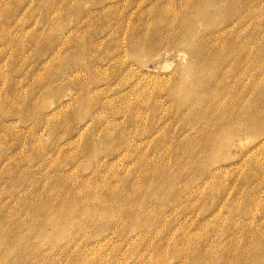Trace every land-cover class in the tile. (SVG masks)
Masks as SVG:
<instances>
[{"label": "rangeland", "instance_id": "374dc122", "mask_svg": "<svg viewBox=\"0 0 264 264\" xmlns=\"http://www.w3.org/2000/svg\"><path fill=\"white\" fill-rule=\"evenodd\" d=\"M263 113L264 0H0V264H264Z\"/></svg>", "mask_w": 264, "mask_h": 264}, {"label": "bare ground", "instance_id": "6f19581e", "mask_svg": "<svg viewBox=\"0 0 264 264\" xmlns=\"http://www.w3.org/2000/svg\"><path fill=\"white\" fill-rule=\"evenodd\" d=\"M190 1H191V0H190ZM186 2H187V1H186ZM160 6H161V5H160ZM162 9H164V8H162ZM160 10H161V9H160ZM181 23H182V22H181ZM183 24H184V23H183ZM185 24H186V23H185ZM181 28H182V27H181ZM118 29H119V28H118ZM121 29H122V28H121ZM132 32H133V31H132ZM146 36H147V35H146ZM225 36H226V35H225ZM185 37H186V36H184V38H185ZM217 37H218V36H217ZM217 37H216V38H217ZM226 37H227V36H226ZM186 38H187V37H186ZM181 39H182V38H181ZM227 39H228V38H227ZM182 40H183V39H182ZM233 40H234V39H233ZM169 41H170V40H169ZM183 41H184V40H183ZM194 41H195V40H194ZM166 42H167V41H166ZM189 42H190V41H189ZM225 42H226V41H225ZM228 44H229V42H228ZM211 45H212V44H211ZM165 47H166V46H165ZM185 47H186V46H185ZM229 47H230V46H229ZM234 48H235V47H234ZM164 49H165V48H164ZM195 49H196V48H195ZM207 49H208V48H207ZM226 49H227V48H226ZM196 51H197V50H196ZM204 51H205V50H204ZM193 52H194V51H193ZM185 53H186V52H185ZM189 53H190V52H189ZM195 53H196V52H195ZM203 53H205V52H203ZM201 54H202V53H201ZM199 55H200V54H199ZM201 56H202V55H201ZM201 56H200V57H201ZM204 56H205V55H204ZM204 56H203V57H204ZM206 56H208V55L206 54ZM220 58H221V57H220ZM223 58H224V57H223ZM206 59H207V58H206ZM201 60H202V59H201ZM204 60H205V59H204ZM204 60H203V61H204ZM205 61H206V60H205ZM201 62H202V61H201ZM209 62H210V61H209ZM202 63H203V62H202ZM209 64H210V63H209ZM211 64H212V62H211ZM211 64H210V65H211ZM204 65H205V63H204ZM219 95H220V94H219ZM218 97H219V96H218ZM221 98H222V97H221ZM210 99H211V98H210ZM213 99H214V98H213ZM221 100H223V99H221ZM229 101H230V100H229ZM248 102H249V101H248ZM251 102H252V101H251ZM227 103H228V102H227ZM233 103H234V102H233ZM247 104H248V103H247ZM247 104H246V105H247ZM234 105H236V103H235ZM237 105H238V104H237ZM244 105H245V104H244ZM246 105H245V108H244L245 110H246L247 106H249V105H247V106H246ZM226 106H228V105H226ZM232 106H233V105H232ZM239 106H241V105H239ZM261 106H262V105H261ZM261 106H260V107H261ZM212 107H213V106H212ZM221 107H223V106H221ZM228 107H229V106H228ZM243 107H244V106H243ZM252 107H253V106H252ZM213 108H214V107H213ZM223 108H224V107H223ZM231 108H232V107H231ZM239 108H240V107H239ZM248 108H249V107H248ZM216 109H217V108H215V110H216ZM227 109H228V108H227ZM232 109H233V108H232ZM235 109H236V107H235ZM235 109H234V110H235ZM256 109H257V108H256ZM261 109H262V108H261ZM213 110H214V109H213ZM213 110H212V111H213ZM215 110H214V112H216ZM222 110L224 111V109L221 108V111H222ZM225 110H226V109H225ZM228 110H229V109H228ZM248 110H249V109H248ZM252 110H253V109H252ZM221 111H219V113H220ZM229 111H231V110H229ZM232 111H233V110H232ZM217 112H218V110H217ZM217 112H216V114H218ZM225 112H226V111H225ZM225 112H224V113H225ZM250 112H251V110H250ZM252 112H253V111H252ZM252 112H251V113H252ZM254 112H256V111H254ZM222 113H223V112H222ZM227 113H229V112H227ZM235 113H236V112H235ZM235 113H234V114H235ZM257 113H260V112L258 111ZM220 114H221V113H220ZM225 114H226V113H225ZM232 114H233V113L231 112V116H232ZM234 114H233V116H234ZM263 114H264V113H263ZM227 115L229 116L230 114H227ZM227 115H226V116H227ZM237 115H238V113H237ZM239 115H240V114H239ZM250 115H252V114H250ZM256 115H257V114H256ZM256 115H255V116H256ZM231 116H230V117H231ZM235 116H236V115H235ZM258 116H260V115H258ZM261 116H262V115H261ZM259 118H260V117H258L257 120H258ZM231 119H232V117H231ZM228 120H229V119H228ZM259 120H261V119H259ZM228 122H229V121H228ZM257 122H258V121H257ZM224 123H225V122H224ZM224 123H223V124H224ZM226 123H227V122H226ZM220 124L223 125L222 123H220ZM258 124H259V123H258ZM218 125H219V124H218ZM221 125H220V126H221ZM226 125H227V124H226ZM230 125H231V123H230ZM255 125H256V124H255ZM255 125H254V126H255ZM228 126H229V125H228ZM257 128H258V127H257ZM208 137H209V136H208ZM212 139H214V138H212ZM260 146H261V144H260ZM260 146H259V147H260ZM263 147H264V146H263ZM261 148H262V147H261ZM208 159H209V158H208ZM206 161H207V160H206Z\"/></svg>", "mask_w": 264, "mask_h": 264}]
</instances>
